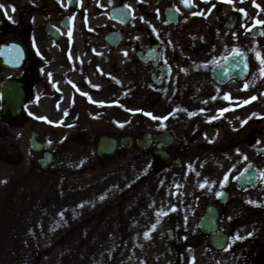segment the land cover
<instances>
[{"label": "flooded vegetation", "instance_id": "flooded-vegetation-1", "mask_svg": "<svg viewBox=\"0 0 264 264\" xmlns=\"http://www.w3.org/2000/svg\"><path fill=\"white\" fill-rule=\"evenodd\" d=\"M0 5V165L8 161L11 138L16 151L25 141L32 152L35 134L55 154L36 125L41 99H96L112 89L119 95L128 77L129 93L144 99L147 113L167 117L146 115L147 131L139 134L162 135L161 144L154 141L143 150L135 142L139 135H127L133 140L130 151L150 157L153 172H176L155 200L166 213L162 238L147 242L134 262L124 264H264V229L258 235L241 231L255 207L251 189L236 184L251 166L259 169L257 188L263 178L264 81L257 76V91L245 85L255 75L251 47L264 38V25L224 0H194L191 7L183 0H0ZM236 49L249 59L248 77L222 74L217 80L214 68ZM252 96L257 99L244 103ZM6 99L25 100L17 120L4 114ZM86 133L91 135L83 130V139ZM160 145L164 160L156 155ZM124 151L119 147L117 153ZM182 167L189 172L184 178L177 176ZM209 210L216 219L206 229L228 237L221 248L200 226ZM237 234L243 239L233 240Z\"/></svg>", "mask_w": 264, "mask_h": 264}, {"label": "rangeland", "instance_id": "rangeland-1", "mask_svg": "<svg viewBox=\"0 0 264 264\" xmlns=\"http://www.w3.org/2000/svg\"><path fill=\"white\" fill-rule=\"evenodd\" d=\"M234 2L252 21L264 20V0H255L260 8L253 0ZM251 48L255 75L249 89L255 85L257 91L262 75L256 53L264 54V38ZM126 80L119 95L112 89L96 99L40 100L36 110L47 120L36 125L53 144L56 171H41L40 156H33L25 141L16 151L17 141L10 139L8 161L0 165V264H124L134 262L147 242L162 238L165 216L155 200L176 171L156 176L150 157L138 150L107 158L95 152L101 134L120 138L147 131L144 99L129 93ZM86 129L91 135L83 141ZM181 174H189L186 167L178 169L184 178ZM248 198L255 207L241 231L258 235L264 229V175Z\"/></svg>", "mask_w": 264, "mask_h": 264}, {"label": "water", "instance_id": "water-1", "mask_svg": "<svg viewBox=\"0 0 264 264\" xmlns=\"http://www.w3.org/2000/svg\"><path fill=\"white\" fill-rule=\"evenodd\" d=\"M247 65V67L245 66ZM223 66L225 67L224 71L228 72L229 74L233 76H237L238 78H243L248 72V64L247 59L244 58L242 55H236L232 59L226 61ZM23 105V99H6V110L7 112H10L12 114L15 112V114H18L20 109ZM156 140H161V138H155ZM150 138L149 136L145 138L138 139L139 145H142L143 147H146L149 143ZM122 146L127 147V145L122 141ZM117 146V141L113 138L102 136L99 138L97 143V153L99 155H110L114 153ZM33 148L35 150H39L36 148V146ZM52 161V156L50 154H47L44 160H41L39 162L41 168H46ZM51 169H54V167H51ZM257 179V171L256 168H251L250 170L245 171L241 177L238 180V185L240 187H247L251 186L255 183ZM210 231V230H207ZM213 234V233H212ZM213 240H222L223 237L218 235L216 236L213 234L212 237ZM219 241V242H220Z\"/></svg>", "mask_w": 264, "mask_h": 264}, {"label": "snow or ice", "instance_id": "snow-or-ice-1", "mask_svg": "<svg viewBox=\"0 0 264 264\" xmlns=\"http://www.w3.org/2000/svg\"><path fill=\"white\" fill-rule=\"evenodd\" d=\"M183 2L188 7H191L194 4V0H183ZM205 2H208V0H205ZM224 2L234 3V0H224ZM241 2H243V0H241ZM253 3H254V5L257 8L261 7L259 4H256L255 0H253ZM3 7H4L3 5H0V8H3ZM213 7H214V5H213ZM13 11H15V6H13ZM239 11L243 12L244 15L247 16V12H246L245 9L241 8V9H239ZM261 11H264V9H261ZM203 14L204 13H196V12L193 13V15H203ZM256 24L257 25H264V20L257 19L256 20ZM69 35H71V33H69ZM233 55L234 56L235 55H243V53L241 52L240 49H236L234 51ZM256 56H257V59L259 60L260 65H261L260 73H261L262 76H264V54H261L260 52H257ZM245 66L247 67V65H245ZM248 87H249V85L246 84L245 85V89H247ZM84 95H87V93H84ZM225 99L231 100L232 98L230 97V95H226ZM256 99H257L256 96H252L248 100H245L244 103H250L252 100H256ZM101 103H103V102H101ZM227 110L228 109H222L221 112L227 111ZM129 111H133V110L130 109ZM138 111H142V110H138ZM192 114H194V113H190V115H192ZM146 115L151 116L153 119H161V120H166L167 119V117H156L152 113H146ZM253 115H258V114L257 113H253ZM38 119L47 120V117H38ZM246 122L247 121H244V123H246ZM49 123H51V121H49ZM121 126H123V125H121ZM261 175H264V173H262ZM237 179H239V177ZM226 181H227V177H225V182ZM205 183H207V181ZM201 186L203 187L204 185H201ZM220 194L223 195V193H220ZM250 203H252V201H250ZM162 214L166 215V213H162ZM153 229H155V225H153ZM145 236H146V238H150V233H145ZM240 239H243V237L239 236V234H237L236 236L233 237V240H240Z\"/></svg>", "mask_w": 264, "mask_h": 264}]
</instances>
